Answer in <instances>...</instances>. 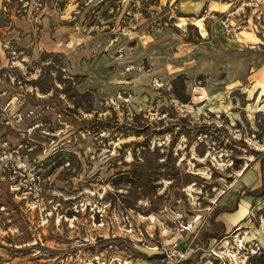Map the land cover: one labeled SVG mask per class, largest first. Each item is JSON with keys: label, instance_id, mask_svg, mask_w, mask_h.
<instances>
[{"label": "rangeland", "instance_id": "rangeland-1", "mask_svg": "<svg viewBox=\"0 0 264 264\" xmlns=\"http://www.w3.org/2000/svg\"><path fill=\"white\" fill-rule=\"evenodd\" d=\"M217 33L264 59V0H0V264H255L264 214H218L264 151V85L245 66L236 106H202Z\"/></svg>", "mask_w": 264, "mask_h": 264}, {"label": "crops", "instance_id": "crops-1", "mask_svg": "<svg viewBox=\"0 0 264 264\" xmlns=\"http://www.w3.org/2000/svg\"><path fill=\"white\" fill-rule=\"evenodd\" d=\"M216 40L217 49L203 51L201 54L199 52L192 54L193 61L192 66L188 69V80H190L189 82H193L198 78L197 76H200L207 78V80H210L209 82L213 79L214 82L220 84L219 86L221 87L209 88L206 86L202 88V91L207 95V102L202 106L209 107L217 112H229L230 108L237 105L235 101L224 100L223 103H217V101L222 100L225 94H231L236 89L237 83L241 81L245 72V66L246 68L249 66L253 70L250 78H256L257 85H264V59L259 54L242 57L237 56V53L234 54L233 50L242 51L243 48L241 42L235 38H227L223 34L217 33ZM155 52L157 51L155 50ZM192 85L190 83V87ZM254 89L255 86L253 87ZM255 92L261 93V89H256ZM213 100H215L214 103H212ZM202 106L198 108L201 109ZM248 110L246 108L247 114ZM250 110L251 116H253L254 114L252 113L256 110L254 108ZM231 114L234 117L236 116L233 111ZM243 176L246 186L241 185L234 195L235 203L233 210L230 212L222 211L218 214V220L225 225L227 231L237 226L250 228L252 224L251 215L263 216L264 214V151L262 152L261 159L253 164L251 168L248 167ZM243 189H246L249 193H242Z\"/></svg>", "mask_w": 264, "mask_h": 264}, {"label": "trees", "instance_id": "trees-1", "mask_svg": "<svg viewBox=\"0 0 264 264\" xmlns=\"http://www.w3.org/2000/svg\"><path fill=\"white\" fill-rule=\"evenodd\" d=\"M132 180H130L129 183L133 184L135 188H141L144 189L148 186V184L152 181L150 179V174L147 172L143 171L139 167L135 168L134 171L132 172ZM230 212L227 208H224L223 212ZM212 238V237H209ZM256 262L255 264H264V253L260 254L255 258Z\"/></svg>", "mask_w": 264, "mask_h": 264}, {"label": "built area", "instance_id": "built-area-1", "mask_svg": "<svg viewBox=\"0 0 264 264\" xmlns=\"http://www.w3.org/2000/svg\"><path fill=\"white\" fill-rule=\"evenodd\" d=\"M257 249H259V248L257 247ZM255 254L258 255V254H260V253H259V252H258V253L256 252Z\"/></svg>", "mask_w": 264, "mask_h": 264}]
</instances>
